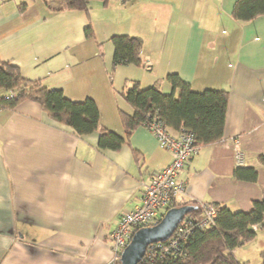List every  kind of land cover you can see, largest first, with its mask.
I'll list each match as a JSON object with an SVG mask.
<instances>
[{"label":"crops","instance_id":"1","mask_svg":"<svg viewBox=\"0 0 264 264\" xmlns=\"http://www.w3.org/2000/svg\"><path fill=\"white\" fill-rule=\"evenodd\" d=\"M234 1L91 0L86 13L57 10L58 0H0V60L70 100L93 99L100 125L118 134L120 112L133 114L121 95L131 82L170 93L166 77L177 74L195 91H228L221 141L184 166L175 203L246 211L264 199V14L236 21ZM114 35L141 39V65L113 64ZM234 138L254 181L235 174ZM97 141V132L78 135L32 101L0 109V264L111 260L109 233L171 158L142 125L119 150Z\"/></svg>","mask_w":264,"mask_h":264},{"label":"trees","instance_id":"2","mask_svg":"<svg viewBox=\"0 0 264 264\" xmlns=\"http://www.w3.org/2000/svg\"><path fill=\"white\" fill-rule=\"evenodd\" d=\"M101 1L106 4L108 0ZM90 2L91 0H58L57 10H79L87 13ZM19 6L23 9L26 4ZM263 14L264 0H235L231 8L232 17L239 22H247ZM91 34V30L87 29L86 35ZM110 41L114 46V65H141L140 38L114 35ZM166 79L171 84L170 93L161 92L156 85L142 88L135 81L126 85L121 95L133 108V114L120 112L123 133L118 134L100 125L99 110L93 99L70 100L60 89H51L39 80L27 79L17 66L0 60V109H12L25 100L35 102L51 119L71 127L78 135L97 132V147L100 149L119 150L128 143L132 131L144 123L147 115L159 117L173 131L181 128L191 130L197 147L221 141L228 91H195L177 74H169ZM258 162L264 167V154L258 156ZM235 167L237 177L248 181L256 179L255 169ZM185 204L192 205L193 209L185 215L183 222H198L203 213L200 202L174 201L171 206ZM213 205L217 212L213 224L207 228L194 227L192 233L182 242L181 256L171 257L153 252L150 245L138 264H242L236 258L234 250L255 238L254 226L264 228V199L254 200L246 211L232 212L225 206ZM263 253L264 251L261 252L262 255Z\"/></svg>","mask_w":264,"mask_h":264},{"label":"built area","instance_id":"3","mask_svg":"<svg viewBox=\"0 0 264 264\" xmlns=\"http://www.w3.org/2000/svg\"><path fill=\"white\" fill-rule=\"evenodd\" d=\"M142 126L152 133L159 146L170 155L171 160L164 168L151 174L140 203L132 210L123 213L116 227L109 233L113 257L106 264H120V253L135 231L141 227L156 224L165 211L172 207L171 204L175 199L185 192V184L178 179V175L199 150V147L195 145L194 134L189 129L181 128L173 131L159 117L149 115ZM231 149L234 152L235 165L242 166L244 155L237 138L232 139ZM200 203L203 213L198 222L192 224L188 221L183 222V219L168 239L150 244L152 245L150 250L165 256H181L182 242L192 233V229L210 227L216 218L217 212L213 204ZM261 264H264V253Z\"/></svg>","mask_w":264,"mask_h":264},{"label":"water","instance_id":"4","mask_svg":"<svg viewBox=\"0 0 264 264\" xmlns=\"http://www.w3.org/2000/svg\"><path fill=\"white\" fill-rule=\"evenodd\" d=\"M193 209L192 205L172 206L154 225L141 227L135 231L129 243L122 249L120 264H138L148 245L168 239L185 215Z\"/></svg>","mask_w":264,"mask_h":264},{"label":"rangeland","instance_id":"5","mask_svg":"<svg viewBox=\"0 0 264 264\" xmlns=\"http://www.w3.org/2000/svg\"><path fill=\"white\" fill-rule=\"evenodd\" d=\"M255 236L253 240L235 248L234 254L242 264H260L261 262L260 254L264 247V228H259Z\"/></svg>","mask_w":264,"mask_h":264}]
</instances>
